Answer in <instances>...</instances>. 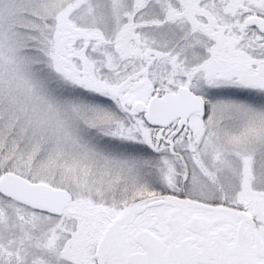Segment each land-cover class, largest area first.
Here are the masks:
<instances>
[{"label":"snow or ice","instance_id":"1","mask_svg":"<svg viewBox=\"0 0 264 264\" xmlns=\"http://www.w3.org/2000/svg\"><path fill=\"white\" fill-rule=\"evenodd\" d=\"M0 264H264V0H0Z\"/></svg>","mask_w":264,"mask_h":264}]
</instances>
